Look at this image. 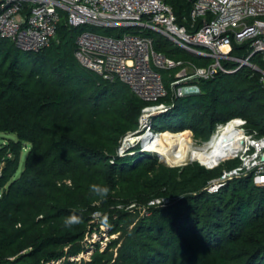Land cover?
I'll list each match as a JSON object with an SVG mask.
<instances>
[{"label":"trees","instance_id":"trees-1","mask_svg":"<svg viewBox=\"0 0 264 264\" xmlns=\"http://www.w3.org/2000/svg\"><path fill=\"white\" fill-rule=\"evenodd\" d=\"M164 1L189 27L193 0ZM88 27L63 19L56 39L36 52L0 37V133L12 135L0 143V264H264V186L248 173L207 191L238 159L168 167L142 146L120 150L125 137L144 131L139 119L149 103L80 66L74 41ZM142 34L174 60L210 61L152 30ZM250 50L233 42L230 53ZM251 62L264 69L260 55ZM179 69L162 70L160 101L171 108L151 118V130L191 131L203 142L217 124L241 118L246 133L264 136L259 72H218L197 81L198 93L176 97L170 83ZM93 183L109 186L106 199L90 192ZM73 211L83 221L65 227ZM101 225L109 236L103 248L88 241ZM90 246L88 258L75 260Z\"/></svg>","mask_w":264,"mask_h":264},{"label":"built area","instance_id":"built-area-1","mask_svg":"<svg viewBox=\"0 0 264 264\" xmlns=\"http://www.w3.org/2000/svg\"><path fill=\"white\" fill-rule=\"evenodd\" d=\"M63 19L71 27L89 26L74 41L73 55L80 66L104 80L121 81L135 96L149 103L140 116L148 121V129L150 114L171 108L160 101L167 95L162 70L180 68L170 83L176 97L198 93L199 80L218 72L233 73L243 66L260 73L264 88V69L251 62L254 55L264 61V0H193L189 27L177 23L172 7L164 0H0V37L24 51L47 47ZM145 29L210 61L197 66L189 60L167 57L154 49L151 36L142 34ZM233 42H248L251 50L244 57L233 56ZM224 61L233 64L227 66ZM233 120H238L237 128L244 139L241 149L230 157L241 160L212 180L208 192L248 173L256 176V184L264 186V136L246 133L245 120L234 118L217 124L210 137Z\"/></svg>","mask_w":264,"mask_h":264},{"label":"bare ground","instance_id":"bare-ground-1","mask_svg":"<svg viewBox=\"0 0 264 264\" xmlns=\"http://www.w3.org/2000/svg\"><path fill=\"white\" fill-rule=\"evenodd\" d=\"M235 123L238 125V120L223 125L220 133L213 135L201 147H194L191 140H187L179 132H168L161 137L145 138L148 141L144 144V149L159 154L161 160L172 164L194 159L206 165L222 157H230L241 149L243 136Z\"/></svg>","mask_w":264,"mask_h":264},{"label":"rangeland","instance_id":"rangeland-1","mask_svg":"<svg viewBox=\"0 0 264 264\" xmlns=\"http://www.w3.org/2000/svg\"><path fill=\"white\" fill-rule=\"evenodd\" d=\"M85 29H89V27L88 28H85ZM100 31H102V29ZM55 39H56V35L54 36L53 40H55ZM166 76H167V74H166ZM157 114H159V113H152V114H150L149 118H147V119L150 120L151 118L155 117ZM140 122H141V127L142 128H145L144 131L143 132H140V133L129 134L127 137H125L124 140L122 141V144H124L126 142V145H124V148L122 149V151H124L126 149H129V148H132V147H134L136 145H139V146L144 147V144L148 141L145 138H147V137H149V138H152V137H155V138L156 137H161V136L167 134L168 132H171V133H177V132H179V133H181V135L183 137H186L187 140H191V143H192V145L194 147H201V146L204 145V142L205 141L201 142V141L196 140L193 137L191 131H186V130H183V131H166L165 130V131H162V132L155 131V130L153 131V130L148 129V124H147L148 121L147 120L146 121H143V118H141L140 119ZM235 126L237 127V124L236 123H235ZM8 136H12V135L5 134V133H3V134L0 133V143L4 142V140ZM150 153L152 155H154L158 159L159 162H163L168 167H182V166L187 165V164L192 163V162H197L198 164L203 165V166L205 165V164H202L201 162H199L198 160H194V159L193 160L192 159H187V160H185V161H183V162H181L179 164H172V163H169V162H166V161L161 160L159 154L154 153V152H150ZM224 158H226V157H222V158L216 160L215 162L206 163V166H204V167L207 168V169L213 168V167H215V166H213V164L218 163L220 160L221 161L216 166L225 167L226 161L227 160H230V159H238L239 161L241 160L239 157H233V158L232 157H229V158H226V159H224ZM222 159H224V160H222ZM209 165H212L213 167H210ZM256 180H257V178H256V176H254L253 177V181L255 183H256ZM160 201L166 203V202L169 201V199L163 198V199H160L158 201H155V203L156 204L157 203H160ZM105 230H106V227L104 225H101L100 226L101 234L94 233V234L90 235L89 238H88V241L90 243H92V244L95 243V242L96 243H99V247L100 248H103L104 245H105V243H106V241H107V239H108V237H109V236H107V233H106ZM90 249H91V246L89 248V251L80 254L78 257L75 258V260L76 259H80L81 257L88 258V254L91 251ZM17 264H27V263H17Z\"/></svg>","mask_w":264,"mask_h":264},{"label":"clouds","instance_id":"clouds-1","mask_svg":"<svg viewBox=\"0 0 264 264\" xmlns=\"http://www.w3.org/2000/svg\"><path fill=\"white\" fill-rule=\"evenodd\" d=\"M89 190L92 194L95 196L99 197L101 200H104L108 197V194L110 192V188L107 185H100V184H90L89 185ZM83 210H79V212L82 213ZM100 222L105 224L107 226L108 224V216L106 214L100 215L99 216ZM83 221V215L78 214L77 211H73L71 214L67 215L63 219V225L65 227H72L74 225H78L82 223Z\"/></svg>","mask_w":264,"mask_h":264},{"label":"water","instance_id":"water-1","mask_svg":"<svg viewBox=\"0 0 264 264\" xmlns=\"http://www.w3.org/2000/svg\"><path fill=\"white\" fill-rule=\"evenodd\" d=\"M210 138H211V137H210ZM210 138L207 140V142L210 140ZM124 145H125V143L121 145V149H120L121 151H122V149L124 148Z\"/></svg>","mask_w":264,"mask_h":264}]
</instances>
